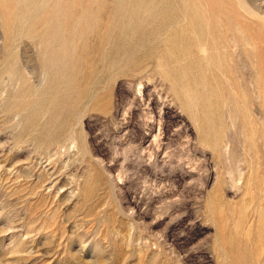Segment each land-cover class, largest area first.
<instances>
[{"label": "rangeland", "instance_id": "1", "mask_svg": "<svg viewBox=\"0 0 264 264\" xmlns=\"http://www.w3.org/2000/svg\"><path fill=\"white\" fill-rule=\"evenodd\" d=\"M85 1L0 0V264H264V0Z\"/></svg>", "mask_w": 264, "mask_h": 264}, {"label": "bare ground", "instance_id": "2", "mask_svg": "<svg viewBox=\"0 0 264 264\" xmlns=\"http://www.w3.org/2000/svg\"><path fill=\"white\" fill-rule=\"evenodd\" d=\"M112 2H113V8L109 12V14H107L108 13V10H103L102 11V13H103L102 16H105L106 17V15H107L108 22H106L105 25H104L105 26V30L102 33L99 32L100 35L98 36V38L96 40L97 41V43H96L97 44V49H98V51H99L100 54L102 53V50H103V47L104 46H109L111 44V46L113 48V54L116 55V52H119L120 46L125 43V38H126L127 35H129V37L131 39H134L138 35V33L140 31V28H141L140 17H142L143 13L149 14L151 16V18H156L158 16V14L160 13V12L159 13H156L157 15L154 14L155 8H157V7H155L156 6L155 3H158L157 0H154L151 3H148V1H147L145 4H144V0H112ZM170 3H171V1L170 0H167L165 2L166 7ZM88 4H90V0H86L85 1V5H86V7H88L87 8V11H89V9H90V7L88 6ZM157 9H160V8H157ZM166 9H167V11L169 10L168 8H166ZM163 10H161V11H163ZM168 16H170V15H168ZM101 24H102V22H101ZM179 31L181 32V30H179ZM197 31H199V30H197ZM192 37H194V36H192ZM195 37H196V35H195ZM200 39H201V36H200ZM65 48H66V46H65ZM127 49H128V51H130L131 50V47L128 46ZM63 57H64V55H63ZM62 60H63V58H62ZM85 60H86V56H85ZM62 65H60V66H62Z\"/></svg>", "mask_w": 264, "mask_h": 264}]
</instances>
